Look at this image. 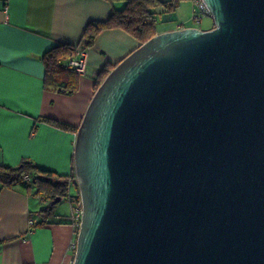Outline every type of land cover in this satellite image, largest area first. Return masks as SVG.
<instances>
[{"label":"water","instance_id":"water-1","mask_svg":"<svg viewBox=\"0 0 264 264\" xmlns=\"http://www.w3.org/2000/svg\"><path fill=\"white\" fill-rule=\"evenodd\" d=\"M203 1L212 28L156 33L86 108L72 264H264V0Z\"/></svg>","mask_w":264,"mask_h":264},{"label":"crops","instance_id":"crops-1","mask_svg":"<svg viewBox=\"0 0 264 264\" xmlns=\"http://www.w3.org/2000/svg\"><path fill=\"white\" fill-rule=\"evenodd\" d=\"M186 2L193 8L192 0ZM123 6V0H0V164L14 166L29 158L58 174L71 172L77 131L42 118L78 127L99 71L121 61L141 42L121 28L99 32L94 45L83 50L90 75L80 76L78 91L71 95L44 88L41 56L58 43L79 51L86 23L106 19L113 8ZM182 15L159 32L192 26L189 14ZM34 191L0 184V264H72V212L55 209L45 225L32 227L47 205Z\"/></svg>","mask_w":264,"mask_h":264},{"label":"trees","instance_id":"trees-1","mask_svg":"<svg viewBox=\"0 0 264 264\" xmlns=\"http://www.w3.org/2000/svg\"><path fill=\"white\" fill-rule=\"evenodd\" d=\"M113 2L114 0H108ZM124 6L121 9H112L109 16L103 20H90L82 34V44L79 51H83L94 45L99 32L109 28H121L138 39L141 43L153 37L159 32L157 28L158 14L174 12L183 1L189 0H123ZM214 25L211 26V28ZM78 48L69 43H58L48 49L42 56L45 67L43 86L47 90L58 91L68 95L78 91L80 75L75 68L69 64L72 58L77 56ZM116 63L106 64L98 73L94 82V90L98 88L108 72L117 65ZM43 121L50 124L69 128L77 131L78 127L61 123L54 118L43 117ZM35 128V126H34ZM27 175L29 180H24ZM0 184L13 187L22 185L34 187V195L42 198L47 205L39 211V219L32 224V227L43 226L48 219L54 215L57 203L54 199L61 197L69 198L71 202L80 199L79 189L76 182L75 171L67 175L58 174L52 170L39 167L32 159L23 158L14 166L0 164ZM71 184L75 191L70 192ZM78 229H76L77 231Z\"/></svg>","mask_w":264,"mask_h":264},{"label":"rangeland","instance_id":"rangeland-1","mask_svg":"<svg viewBox=\"0 0 264 264\" xmlns=\"http://www.w3.org/2000/svg\"><path fill=\"white\" fill-rule=\"evenodd\" d=\"M189 5H191L190 2L183 1L182 4H180V6L178 7V9L175 10L174 12H168V13H164L162 15L158 14V16H157V18H158V23H157L158 30L163 26H170V25L176 24L177 21L175 19H177V17L181 18L183 16L182 14H184V16H187L189 14V16H188L189 17V21H188L189 25L196 26L199 28H206L208 26L209 27L212 26L213 18L209 15H201L199 20L194 19L192 8ZM165 18H167V19H165ZM168 18H172V20H168ZM70 190H71V192L75 191V187L73 184H71ZM55 209L60 211V212H64L63 214H70L72 212V204H70L66 200V198H63L62 200H60L57 203Z\"/></svg>","mask_w":264,"mask_h":264},{"label":"built area","instance_id":"built-area-1","mask_svg":"<svg viewBox=\"0 0 264 264\" xmlns=\"http://www.w3.org/2000/svg\"><path fill=\"white\" fill-rule=\"evenodd\" d=\"M192 2H193L192 12H193L194 19L199 20L201 15L210 16V12L203 0H192ZM69 64L75 68V70L80 76L90 75L88 70L86 69L87 63H86L85 57L83 56V51H78L77 56L75 58H72L69 61ZM23 179L29 180V177L25 175L23 176ZM71 203H72V214H71L70 219L73 225L76 227V229H78L80 225L81 216H82L81 199L75 202H71ZM77 231H76V235H77ZM70 248L73 250V253H74L75 248H76V238L73 241H71Z\"/></svg>","mask_w":264,"mask_h":264}]
</instances>
